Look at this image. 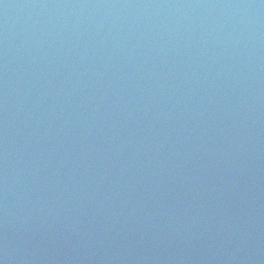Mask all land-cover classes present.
I'll list each match as a JSON object with an SVG mask.
<instances>
[{
  "label": "water",
  "instance_id": "water-1",
  "mask_svg": "<svg viewBox=\"0 0 264 264\" xmlns=\"http://www.w3.org/2000/svg\"><path fill=\"white\" fill-rule=\"evenodd\" d=\"M16 0H0V30L3 29L7 20L13 19L12 17H8L13 11L12 14L17 13V8H14V3ZM30 2H34L35 0H27ZM55 4L50 2H45V0H41L39 12L34 13V17L30 19L31 27L36 32L39 31H47L49 35H51L50 27L53 26V31L58 29L59 25H64L65 21L74 23L75 20L68 19V16H74L75 13H82L85 5H87L88 0H79L73 6H66L65 11L61 9L56 0ZM105 4L109 5V9L119 8L116 7L115 4H120L124 2H129L131 0H105ZM159 8L164 7V2L162 0H154ZM209 4L212 3L211 0H208ZM169 9L172 13H175L177 9L174 6L170 5L171 3L168 2ZM78 9V11H76ZM231 9L233 11V17L228 20L230 22L231 27H227L224 22L222 21L221 24H216V22L208 23L206 20H203V26L193 23L191 24L190 21L187 19L186 23L188 25H192V28L188 30V36L191 37L192 41L194 42L195 46V56L200 59L199 61L203 62L204 60H208L209 66L207 65H200V69L203 73H205L206 86L204 87L205 94H208L210 97H217L211 99V104H205L210 107H214L219 111V115H215V117H229L234 122L238 119H241L245 122L246 118H254L255 122L259 121L260 125H264V0H230L228 3L224 4L220 7L219 15L225 16L228 10ZM52 13H50V11ZM164 11V10H163ZM104 14V19L101 20V23L96 24L92 22L89 26L91 31L90 40L92 41V36L96 38V34L101 29H107L108 27H113L114 23L107 18L106 11H102ZM49 13L52 17L49 16ZM165 15V14H164ZM174 14L170 16L165 15V25L169 27V20L174 18ZM68 19V20H67ZM15 21V20H14ZM217 27L220 34L215 35L211 32L207 31V28ZM8 33L10 36L11 41H15L17 39H25V32L26 29L20 26L10 25L7 27ZM231 29H239L241 28L244 33L243 35L238 32L234 31L231 35V38L228 40L225 35V31ZM202 29V30H201ZM44 41L42 40L38 46H41ZM136 40L132 37L129 38V44L135 45ZM141 40L139 41V43ZM93 44V42H92ZM139 46V44H138ZM227 46L229 50L224 51V58L217 59L215 54H212L211 51L215 50L216 53L219 52L221 48ZM242 48L241 52L239 48ZM34 56L35 59H39V54L35 53H28L27 57ZM47 56H44L43 59H46ZM104 64V63H101ZM105 65V64H104ZM105 67V66H104ZM207 67L210 70H213V74L216 76H208L206 73ZM139 68L143 69V67H135L134 70L128 71L127 79L128 80H135L138 79L140 74ZM33 72L35 73L36 70L34 69ZM219 79L220 81V90H216L214 92V87L216 86V82ZM121 82L115 81L116 85H120V87L126 88L127 85L120 84ZM169 83V82H168ZM194 85L195 84L194 81ZM164 90V96L161 98H167V95L172 94L173 86H168ZM11 96V95H10ZM8 96V97H10ZM160 98V96H157ZM5 99H3L0 104L2 105ZM13 102V98L10 97L9 103ZM5 105V103H4ZM243 108V109H242ZM24 110L19 109L14 111L13 115V122H23L22 119H25V115L23 114ZM195 112V111H194ZM200 110L195 112V115H200ZM203 118V117H202ZM123 119V118H122ZM204 119V118H203ZM213 120V119H212ZM186 124H191L189 119L185 120ZM210 123V122H209ZM3 125H0V129ZM11 129H14L11 127ZM15 130V134L13 136L14 142L19 138L21 134V138L19 140L20 144L28 143V136L24 135L23 133L19 132V130ZM117 130V129H116ZM27 131V130H26ZM225 135L231 133L228 129L224 130ZM235 135L236 132H233ZM224 135V134H223ZM224 135V136H225ZM238 134H236L237 136ZM234 136L233 138H235ZM198 138V135L194 137V141ZM202 138H198L201 140ZM213 136L209 133L205 135L204 142H209L213 140ZM189 149L193 148L196 151L198 147L196 143L194 147L188 146ZM202 147V146H201ZM214 146L200 150V156H204L205 159L214 163L216 161ZM186 152V151H185ZM194 151L187 154V157L191 158L192 164L195 162ZM222 159L218 161V163H222ZM179 166L181 165L184 172L178 173L175 171L172 165H168L164 171L174 172V175L170 178H164L161 182L160 186L162 192H165L166 187L175 186L179 191H181L182 187L187 183V180L194 176L187 175L188 168L186 164V160H179ZM246 162V160L244 161ZM19 161H17V164ZM176 166V165H175ZM246 167V165H244ZM249 167V165L247 166ZM246 167V168H247ZM22 170V167L15 166L12 163H7L3 170V173L8 174L11 171L16 173ZM24 177H21L18 181L23 182ZM32 184L29 186L30 190H32ZM255 190L258 193V199L264 198V186L262 185H255ZM164 195V194H163ZM162 195V196H163ZM149 199V195H145L144 197L140 198L139 201L142 203V199ZM262 200V199H261ZM20 204V200L16 196L9 197V194L2 195V200L0 201V218L6 212V216L3 219V228H7V221L10 219L13 211H17L18 205ZM21 205V204H20ZM8 206L9 210L5 211L4 208ZM216 208H214L213 214L216 213ZM213 219V217L211 218ZM9 233V232H7ZM1 235V232H0ZM113 245L121 246V249L125 250H133L139 248V242H132L126 243L122 239L112 242Z\"/></svg>",
  "mask_w": 264,
  "mask_h": 264
}]
</instances>
